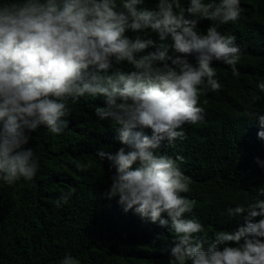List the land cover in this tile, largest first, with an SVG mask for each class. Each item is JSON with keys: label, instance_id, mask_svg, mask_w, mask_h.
Returning <instances> with one entry per match:
<instances>
[{"label": "clouds", "instance_id": "9594fccd", "mask_svg": "<svg viewBox=\"0 0 264 264\" xmlns=\"http://www.w3.org/2000/svg\"><path fill=\"white\" fill-rule=\"evenodd\" d=\"M144 3L0 0V182L33 180L40 161L28 146L32 133L44 127L59 136L69 127V101L102 98L95 116L115 125L122 145L95 154L102 166L108 163L105 196L174 233L168 264H264V186L253 202L227 209L243 223L216 231L208 242L198 235L205 233L202 223L186 218L196 201L181 195L191 190L177 162L183 158L158 154L165 143L185 138L186 124L204 122L200 96L222 88L214 63L239 77L241 48L217 26L240 20L241 0H188L186 8L180 0H157L153 8ZM202 20L212 22L206 33L197 27ZM128 32L138 35L133 40ZM148 32L157 39L140 35ZM256 87L264 93V80ZM260 110L242 115L257 122L264 141ZM74 192L55 206L66 205ZM60 264L81 262L65 254Z\"/></svg>", "mask_w": 264, "mask_h": 264}, {"label": "trees", "instance_id": "16d2710c", "mask_svg": "<svg viewBox=\"0 0 264 264\" xmlns=\"http://www.w3.org/2000/svg\"><path fill=\"white\" fill-rule=\"evenodd\" d=\"M156 3L145 0L144 6ZM180 3L186 8L188 0ZM241 8L238 22L217 26L221 34L235 36L241 48L239 77L229 66L214 63L222 88L200 96L204 122L186 124L183 140L158 150L183 158L177 162L191 190L181 195L196 201L186 218L202 223L205 233L198 235L208 242L216 231L242 224L243 216L230 218L227 209L253 202L256 189L264 186V141L258 139L257 122L242 115L264 111V93L256 87L264 80V0H241ZM211 23L202 20L198 30L206 33ZM126 35L134 40L138 34ZM140 35L157 39L151 32ZM97 106H104L102 98L69 101V127L63 134L44 127L32 133L28 146L40 161L36 177L12 186L0 182V264H60L65 254L81 264H168L174 233L125 213L118 198L105 196L108 163L102 166L95 154L122 145L115 125L95 116ZM73 188L69 202L57 208L55 201Z\"/></svg>", "mask_w": 264, "mask_h": 264}]
</instances>
